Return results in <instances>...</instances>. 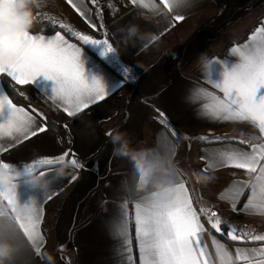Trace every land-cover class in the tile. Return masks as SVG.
I'll return each mask as SVG.
<instances>
[{
    "label": "crops",
    "instance_id": "0c3cea01",
    "mask_svg": "<svg viewBox=\"0 0 264 264\" xmlns=\"http://www.w3.org/2000/svg\"><path fill=\"white\" fill-rule=\"evenodd\" d=\"M56 2L60 9L70 10L62 12L55 20H76L78 31L94 39H108L113 46L114 53L105 55L102 45H84L67 29L60 31L65 39L82 48L85 76L89 80L93 76L102 77L110 93L104 100L69 117L63 107L49 97L54 94V80L41 75L31 84L19 85L34 88L59 110L53 114V119L65 127L70 147L65 148L59 137L46 129L0 154V160L12 162L23 170L24 164L33 159L71 150L83 168L73 167L63 179L50 184V191L56 194L42 204L41 232L45 243L39 254L21 233L20 226L26 221L8 211L7 200L0 204V243L9 244L14 249L8 264H50L49 258L51 264H128L124 238L117 231L126 216L133 260L139 264L134 205L152 189L136 192L130 188V162L127 158L113 156V145L110 136L106 135L109 130L112 134L114 131L126 132L131 147L150 160V154L157 150L168 153L171 166L185 182L195 207L212 206L223 219L258 227L264 225V214L233 212L228 202L218 199L225 187L235 180H249V175L231 167L205 171L201 160L205 155L202 149L246 146L231 139L218 144L196 139L206 135L253 140L259 135L258 129L243 122L213 121L198 112V104L190 105L185 100L186 96L200 89L223 95L215 84L223 79L226 69L231 70L240 63V57L232 52V48L243 47L255 28L264 22V0H190V6L173 11L164 9L160 0H143V3L137 0L135 4L126 0L128 9L117 17H113L109 9L104 11L98 0L95 3L93 0H73L85 16H81L68 0ZM153 3L159 7L145 6ZM176 15H183L184 19L175 20ZM129 23L139 24L150 37L136 41L134 46L125 44L119 29ZM92 24L96 27L92 28ZM56 32L32 34L50 39ZM125 68L127 73H124ZM3 75L0 74L2 88ZM157 109L165 113L179 136L178 140L161 124ZM9 116L10 112L3 110L0 121ZM36 123L39 125L43 121L37 117ZM8 140L0 137L2 144L6 145ZM57 166L59 164L53 166V170ZM51 172L47 174L51 175ZM204 175L209 177L207 181L198 179ZM73 176L77 178L71 179ZM193 177L197 180L191 183ZM192 187L199 190L197 200ZM15 195L21 202H26L42 198L44 189H34L21 181ZM247 195L245 189L238 208L246 202ZM125 202L126 207L123 206ZM209 233L234 254V245L239 242ZM204 239L216 259L208 233ZM256 246L247 245L248 248Z\"/></svg>",
    "mask_w": 264,
    "mask_h": 264
},
{
    "label": "snow or ice",
    "instance_id": "6c2138e0",
    "mask_svg": "<svg viewBox=\"0 0 264 264\" xmlns=\"http://www.w3.org/2000/svg\"><path fill=\"white\" fill-rule=\"evenodd\" d=\"M93 2L95 3V0ZM140 2L143 3V0ZM160 2L168 11L190 6V0ZM68 3L81 16H85L73 0H68ZM132 3H137V0H132ZM145 6L159 7L155 3ZM47 18L56 23L54 17ZM174 19L180 21L184 16L176 15ZM60 27L66 28L84 45L89 43L102 45L105 55L114 53L108 39H94L91 35L74 30L68 24H61ZM91 27L95 28L96 25L92 24ZM232 52L238 54L240 63L235 64L231 70L226 69L223 79L215 84L223 95L200 89L186 96L185 100L190 105L198 104V112H202L213 121L243 122L258 129L259 135L253 140L206 135L196 139L207 144H218L231 139L246 146L202 149L205 155L201 156V160L204 161L205 171L223 167L244 170L250 179L233 181L218 194V199L228 202L233 212L264 214V22L255 28L243 47H234ZM81 56L82 48L65 39L60 31L50 39L45 35L20 31L0 36V74L10 78L16 85L31 84L41 75L54 80V94L49 97L54 103L62 106L69 117L104 100L110 93V88L103 82L102 77L93 76L89 80L85 76ZM209 71H212L211 66ZM127 72L128 69L125 68L124 73ZM19 94L24 95L22 91ZM5 109L10 112V116L0 121V137H7L9 140L6 145L0 143V154L46 131V123L39 125L36 123L37 117L42 121L47 120L45 113L31 106L30 110H26L14 104L0 87V112ZM157 112L161 124L178 140L179 136L168 122L165 113L159 109ZM111 134V130L106 133L109 136ZM164 138L167 141L166 134ZM150 155L152 161L171 173L174 178L175 195L170 202L161 204L155 200L151 190L135 203V239L139 264H217V261L218 264H264V234L244 231L241 226L223 220L212 206L195 207L185 182L179 179L176 170L171 166L168 153L157 150ZM66 158H69L76 169L83 168L75 152L68 150L58 155H45L33 159L31 163L24 164V170L47 174L53 170V166L62 164ZM76 178L71 177L73 180ZM198 179L207 181L209 177L204 175ZM245 189L248 190L246 202L238 208V202ZM14 194V189L0 188V204L5 200L10 202ZM55 194L46 187L42 198L31 199L35 201L36 209L20 226L22 235L37 254L45 243L41 232L42 204L51 200ZM123 206L126 207V202ZM201 215L205 217L204 221L201 220ZM205 223L228 240L239 242L234 245V254L216 236L208 232ZM117 231L124 238L128 264H135L132 256V239L128 235L127 216L123 224L117 226ZM206 233L210 236L216 259H213L212 253L208 250V244L204 239ZM250 243L258 246L248 248L247 245Z\"/></svg>",
    "mask_w": 264,
    "mask_h": 264
},
{
    "label": "clouds",
    "instance_id": "9594fccd",
    "mask_svg": "<svg viewBox=\"0 0 264 264\" xmlns=\"http://www.w3.org/2000/svg\"><path fill=\"white\" fill-rule=\"evenodd\" d=\"M55 0H0V36L9 32H30L34 27L37 16L35 10L48 7ZM125 44L144 41L150 34L142 31L137 23H129L119 29ZM113 145L112 154L115 157L127 158L130 162L128 178L130 188L136 192H144L151 188L154 198L161 204L170 202L175 195V185L171 173L154 161L146 158L142 152L131 147V141L126 132L114 131L110 136ZM74 167L70 160L59 164L51 175L36 171L26 172L12 162H0V188L16 190L23 181L34 189L50 187L54 180L63 179ZM7 209L15 217L27 221L36 209L34 200L21 202L14 194L11 203L6 201ZM14 209V212H13ZM14 249L9 244L0 243V264H8L13 257ZM51 264V258H49Z\"/></svg>",
    "mask_w": 264,
    "mask_h": 264
},
{
    "label": "trees",
    "instance_id": "16d2710c",
    "mask_svg": "<svg viewBox=\"0 0 264 264\" xmlns=\"http://www.w3.org/2000/svg\"><path fill=\"white\" fill-rule=\"evenodd\" d=\"M128 7L129 5L126 0H109L108 8L109 12L113 17H117L121 14L122 11L128 9ZM38 13L39 15H37ZM35 15L37 16V21L34 27L30 30L31 33L48 34L53 33L55 31H66V28H61L60 25H57V20L56 23H53L51 20L47 19L42 13L41 9L35 10ZM1 84L6 94L14 104L20 105L26 108L27 110H30L31 106L45 113L47 116V120L43 121V123L47 124V129L53 135L59 137L61 144L65 148L70 147V138L65 127L60 122L53 119V114L59 113V110L51 102H49L34 88L16 85L14 82H11L10 79L7 78L5 75L1 76ZM21 91L24 93L23 96L19 94ZM201 220H205V217L203 215H201ZM205 227L212 234L222 236L220 233H216L215 230L211 229L207 223H205Z\"/></svg>",
    "mask_w": 264,
    "mask_h": 264
},
{
    "label": "rangeland",
    "instance_id": "374dc122",
    "mask_svg": "<svg viewBox=\"0 0 264 264\" xmlns=\"http://www.w3.org/2000/svg\"><path fill=\"white\" fill-rule=\"evenodd\" d=\"M100 5H101V8L104 10V11H108V6H109V0H98ZM70 9H60L58 7V2H56L55 0V3L52 4V5H49L48 7H45V8H42L41 11L42 13L45 15V17H54V18H60L59 14H61L62 12L64 11H69ZM48 19V18H47ZM58 24L57 25H61V24H68L70 25L74 30L78 31V24L76 22V20H57ZM71 34V33H70ZM195 180H197L195 177H193V181L191 183H193ZM193 188V192L195 190L194 187ZM196 192H194V197L195 199H199L200 198V195H199V190H195ZM223 219V218H222ZM225 221H229L231 222V224L233 225H237V226H241L243 228L244 231H252V232H255V233H259V234H264V225H260L259 227L258 226H254L252 224H246V223H243V222H240V221H234V220H231V219H223ZM247 225V226H246Z\"/></svg>",
    "mask_w": 264,
    "mask_h": 264
}]
</instances>
